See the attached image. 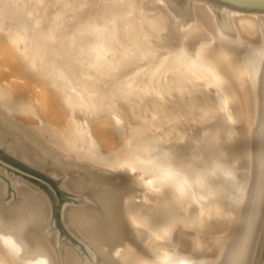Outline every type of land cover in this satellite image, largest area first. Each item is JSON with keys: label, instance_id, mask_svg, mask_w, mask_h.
I'll return each mask as SVG.
<instances>
[{"label": "rangeland", "instance_id": "obj_1", "mask_svg": "<svg viewBox=\"0 0 264 264\" xmlns=\"http://www.w3.org/2000/svg\"><path fill=\"white\" fill-rule=\"evenodd\" d=\"M16 1H18V2H16ZM64 1L63 0H47V1L46 0H13L12 2L21 3V4L27 2L26 3L27 6L25 5V7H27L26 12H27V10H28V13L30 12V10H31V12L33 11L32 14L29 13L30 15H33L32 16L33 18L30 17L29 15L26 16L25 12H23L22 14L25 13L23 18L25 17L24 19L26 20V22H28V21L30 22L31 20H29V19L31 18V19H33L32 22H34V23L31 22V25L34 24L35 28L41 27L40 29L39 28L34 29L35 30V33L33 32L34 37H36L35 34L36 33L38 34V32H41V30L43 32L46 31V33L44 35L47 36L46 38L48 41L45 40L46 38H44L43 32L38 34L39 36L37 34L36 35L38 38L42 37L44 39L35 38L36 42L34 41L35 47H40V50H41L40 52L43 51V57H44V54H46L48 52V50H49L48 53L51 54V55H49L48 53L46 54L48 58H52L54 56L56 57L59 55V54L54 55L56 52L57 53L58 52L61 53L62 51L64 52V49H66L68 47L69 51H67L68 53L66 52V54H69V52L71 51L70 54L71 55L73 54L74 57L70 56L68 58L63 59V55L59 56L61 58L58 59L59 61L56 60V64H57V65L55 64L56 68L60 69V67H61L62 72H64L66 75H69L70 78H73L72 80L74 81V83L72 82V84H75L76 87H80L78 84L80 82L79 80H81V81L85 80L84 78H86V79L88 78L89 80L87 79V81H89V83H92V84L96 83L97 84V86L95 88H93L96 92L94 95L95 99L97 101L101 102V104H99L100 106H98L95 109L97 111L87 110L85 108V106L75 107L76 109H74L72 111V114L75 117V121L77 120L76 121L77 124H79L80 126L85 125V126H88L89 128H91V131H92V134L94 137L93 140L96 142L97 147H95L94 151L92 149L91 150L89 149L88 151L85 152L87 145H86V141H84V139L83 140H82V138L63 139L62 133L67 128H64V126L62 127L61 126L62 124L58 125L57 123H53V120H51L49 117H44L43 112L41 110L32 109L30 104L35 103L34 102L35 98H34L33 94H31V93H33V91H31V90L29 91V89H27V88H25V90H23V91L22 90L17 91V90L12 89V86H10V85H13L19 79H17L16 76H14V75H12V76L7 75V72H5L6 74L3 73L0 76L1 77L0 81L1 80L3 81V82L1 81L2 83L0 82V89L1 88H3V89H9L10 88V91L12 92L10 97L13 95L12 97L14 98L13 100H15L16 109L12 108L9 111H8V109L7 110H5L3 108H0V109L4 113L9 112L8 114L12 115V116L11 115L9 116L7 114V116H9V118L11 119V121L13 123L17 124L18 126L20 124H22L19 126V128H21L26 134L30 132L29 135L27 134L30 137V139L35 137L34 138L35 141L33 139L32 140L37 144L40 143L41 144L40 146H43L44 149L46 148L47 151H49L52 155H54L59 160V163H57L59 166L52 163V166L46 165V167H41V166L35 164L34 162H32V160H30L29 158L21 157V155H18L14 151H11V149L9 148L10 139H7L3 142H0V184H2V186L5 185V187L3 186V188H1L0 204L5 207L7 212L11 211L14 208L13 205L16 202H18V200H19V198H18L19 197V193H18L19 191L16 190L17 188L14 185V182L18 183L22 180V183L26 182L25 183L26 185L30 183L29 185L34 186L38 191L40 190V192H39L40 194L43 193V196H42L44 198L43 201H44V203L47 201L45 203V205H46V207L48 205L47 210L49 212V214L47 215L48 221H46L47 219H45V221H46L45 224L46 223L48 224V226H46V228L44 229L45 231L43 230L45 233L42 231L40 226H35V229H37L40 233L45 234L47 237L49 235L51 236V234H54V237H55L54 240L56 241V242L54 241V243H56L58 248L60 247L62 249L63 245L65 246L67 243L69 244V246H71L75 250L78 248L79 250L77 249L76 251L80 254L82 259L84 258V260L86 262H90L89 260H93V255H92L91 251H89L85 242H83L74 232H72V229L69 226L70 223L66 224L67 222L64 219V212H65V209L68 207H71V208L76 207V208L86 209L88 204L94 203L96 205L99 204L102 208H99L100 206H98L96 208L99 210H102L105 213V211L103 210L102 203L99 200H98L99 202L97 201L98 203L95 202L96 199H94V198H98V197L100 199L106 198L105 200L107 201V203H109L110 201L113 200L112 202H110L111 204L109 203L111 208L114 206L112 208L113 209L112 212L114 214L116 212L119 213L118 215L115 214L116 215L115 219L118 218L119 221L125 220L124 222L126 223V229L130 227L129 228L130 231L134 228L133 229L134 231H131V233L134 232L133 234H135V235L131 234V236H130V238H133L134 242H135L134 236H136V234L138 233L137 236L135 237V239H137V241L139 240L141 245L138 244V246H137L138 249L136 250V246H134V245H136L139 242L133 243V246L135 248L133 250L137 251V253H135V251L132 250L136 259H134V258L130 259L131 261H128L129 263H126V261H125L124 262L125 264H138L139 262L142 263L143 261H144L143 263H147V264H175L176 261L178 260L176 258H181L182 256H186V255L191 256L192 252H193L192 256H195L194 252H196V251L198 252V254L196 252L195 258L197 257V255L198 256L202 255L204 252L205 255L206 254L208 255L206 257H205V255H202L206 258L205 261H207V262H205V263H207V264L208 263L209 264L217 263L220 259V258H218V252L220 250V245L222 243L225 244L227 239L233 234L232 231L234 229L235 219H234V217H231L232 218L231 219L229 217V214H227L228 210H229L228 207H230L227 202L232 201V199L229 200L228 197L233 193V191L231 190V193H229L230 189H228V191L224 190L225 192H223V194L221 193L222 196L219 195V197L222 201H220V202L216 201L217 204L216 203L211 204L212 202H210V201H213L215 197H218V195H214V197H212L213 200H210V201L208 200L210 203H208V202L206 203V201H204L201 197H200L201 198L200 199V198H198L199 196L197 197V195H195L193 188L190 187L189 185H187V182H185V180L183 178V172L182 171L177 172L178 171L177 168H179L180 166L190 167L192 165V167H191L192 170L190 172L193 173L192 175H194V177H195V176H198L201 172H204L205 170L207 172L209 170V168L211 166H213V164H215V166H216V163H218V161H219L217 158L221 159V157L223 156V155L221 156L222 153H219L220 152L219 150L222 149V147H223L221 145V142H223L224 139H227L226 133H221V131H219V130L221 128L223 129V127H224V130L227 127L232 129L233 124H235L237 121L240 124L242 122H244L241 125L244 127V129L241 128V126H240L239 129L237 130L238 133L236 132V135L237 136L240 135L241 139L240 138L237 139V136L234 133L232 135H229V136H231V138H229V136H228L229 140H231L234 136L236 137V140H231V142H229V140L227 141V142H229V146H230V144H232V146H230L231 147L230 149L228 148L230 150L229 152L226 150V154L224 156L229 155L230 153H232V151H233V153L236 152L238 150L237 145L239 147L241 145L242 146L241 148H244V145L246 143L244 144L243 143L244 140H242V139H244L246 134H248L250 132L248 122H249V120L250 121L255 120L257 118L258 112L256 110L254 113L251 112L252 111L251 104L249 103L247 106V104H246L247 102H245V100H244L245 95L243 94L241 86L239 87L238 85L233 83L231 77L233 75L236 76V74L237 75L244 74L243 63H244V58H245L246 54L244 55V53L240 52L239 47L241 48V45L243 43H244V45H245V43L247 46L249 45L248 47H253V45H254L253 42L254 43L256 42V40L253 38H255L256 35H258L257 32H255V31H257L255 23H254L255 26L254 25L252 26V30H251V26L250 27H244L243 26V28H244V30H243L242 26L240 27V25H243L242 24L243 22H241V21L245 20L244 17H246V18L251 17V19H252V16H253V19H255V20L257 19L258 23H260L262 20L260 18V16L262 17V14L264 15V12L263 11H255V10L248 11V10L234 8V7L232 8V7H230L224 3H218V2H215L212 0H197V1L196 0H192V1L188 0L187 3L185 2V4H183V1H186V0H179V3L180 2L182 3V4L180 3L181 4L180 7H179V3L178 4L176 3V2H178V0H176V2H174L173 0H170L169 1L170 5H168L169 4L168 2H166V1L162 2L161 0H132V1L121 0L122 2L120 0H111V1L110 0H107V1L106 0H100V1L92 0V2H91V0H80V1L79 0H70V1L66 0L65 2ZM108 1H110V2H108ZM125 1H126V3H125ZM127 1H129L131 5L133 4L132 5L133 7ZM133 1H135V2H133ZM172 1L175 4L171 3ZM116 2H118V3H116ZM191 2H192V4H191ZM1 4H3V2ZM29 4H31L32 6L28 7ZM45 4L46 5L50 4V5L49 6L47 5V7H46ZM112 4H114L115 6L113 5L114 6L113 7ZM118 4H120V6ZM122 4H123V6H122ZM124 4H127V5L125 6ZM128 4L130 6H128ZM187 4H189L190 6L189 5L187 6ZM43 5H44V7H46V8H42V10H44V11H42L40 8L41 6L43 7ZM117 5H118V7H117ZM37 6L38 7L40 6V7L38 8ZM107 6H109V7L107 8ZM170 6H171V9H170ZM80 7H82V8H80ZM111 7L115 8L116 11L120 10V12H122V10L125 9L123 12L128 11V14H130V13L131 14L126 15V13L124 14L122 12L124 14L123 15L122 13H119V12L116 13V11H114L115 9H113ZM120 7H121V9H122V7H124V8L121 10ZM126 7H127V9H126ZM129 7H130V9H129ZM145 7H147V8H145ZM188 7L192 9L191 12L188 11V10H190V9H188ZM214 7H216V8H214ZM29 8H32V9H29ZM172 8H174V9H172ZM220 8L222 10H220ZM34 9H36V10H34ZM37 9L38 10L40 9V11L37 12ZM224 9H225V11H223ZM47 10H48L50 15L48 14ZM129 10H130V13H129ZM175 10L176 11L178 10V11L175 12ZM226 10L228 12V17H227V14H225V13H227ZM229 10L232 14L229 12ZM23 11H25V9ZM179 11L181 14L179 13ZM218 11H220V13L221 12L224 13L225 16H224L223 20L225 19V21L228 23L226 26H227V28L230 27V30L226 28L224 21H223V23H224L223 27H225L227 30L222 29L223 27L220 28V26H222V23L220 21L222 20L221 18L223 16V14L218 13ZM81 12H83V13L81 14ZM84 12H86V13L84 14ZM189 12H190V16L188 15ZM234 12H236V13H234ZM33 13L35 14V16ZM38 13L40 14V17H41V18L39 17L40 19L38 18V16H39ZM51 13H53V14H51ZM60 13H61V16H60ZM77 13H79V14H77ZM142 13H143V15H142ZM175 13L176 14L179 13L180 15L178 16V14L176 15ZM229 13H230V15H229ZM41 14H43V16L45 18L43 16H41ZM98 14L100 15V17ZM113 14H114V17L116 18V19H114L115 23L119 24V25L116 24L118 26V28H117L118 30L115 29V32L119 33V35L122 36V37L119 36L118 39H120L119 41L122 42L123 44H119V45L116 44L114 39H113V42H115L116 46H119V51H121L122 55H124L123 52L126 53V51L129 52L130 55H129V53H128V55L126 53V55H124L125 57L122 56V59H120L121 61H119L117 63H116V61H114L116 59L111 58L110 59L111 61H107V59H106V61H104V63L102 62L101 64L97 65V63L95 64V62H96L95 59H93L94 55L91 52V48H89V44L91 43L90 41L93 40V36L96 38H97V36H100V37L102 36L103 38H104L103 35L106 36V32L101 31V30H100L101 32L98 31L99 29H101V26H99L98 24H100V22H101V23L107 25L105 18L107 16L111 17ZM160 14H162V15H160ZM82 15L83 16L86 15L87 17L83 18ZM93 15H95V16H93ZM256 15H258L259 17ZM92 16H93V19H92ZM188 16H189V19H191V21L192 20L194 21L197 19L196 22L194 21L195 25L197 24V26H195L193 22H191L187 19ZM193 16H195V17H193ZM229 16H231V17H229ZM35 17H37V18H35ZM127 17H128V19H127ZM140 17H141V19H140ZM145 17H146V20L144 19ZM147 17H149L150 19ZM216 17H218V18H216ZM42 18H43V22L41 21ZM80 18L81 19L83 18L82 19L83 22H80ZM182 18L184 19V21L187 20L185 22V24L183 23L184 21ZM226 18L227 19L229 18L231 21L227 20ZM37 19H38V21L36 22ZM64 19L66 22L68 21V19H69V21L66 23L64 21ZM148 19L150 21L147 22ZM152 19H154V20H152ZM198 19H199V21H198ZM60 20H61V22H60ZM75 20L76 21L78 20V21L75 23L74 22ZM84 20H86V22ZM88 20H89V22L91 20V24L92 23L94 24L92 26H95L97 24L96 27H93V29H97V30L91 29L89 31V33L85 32V31H88L90 29L89 28L88 30L84 31L85 33L82 34L83 37H81L80 36L81 34H79L78 33L79 31H77V30H78V28H81V26L91 25L87 22ZM100 20H102V21H100ZM126 20H128V21H126ZM46 21H48V22H46ZM124 21L127 22L128 24L125 23ZM232 21H233V23H232ZM123 22L125 23V25ZM169 22H171V23L169 24ZM198 22H200V23H198ZM211 22H212V24H210ZM11 23H15V22L11 21ZM35 23L37 24V26ZM50 23H53L54 26L57 24L56 26L58 28L56 26L54 27L53 24H50ZM126 24H127V26H126ZM144 24H147V26ZM159 24H161V25H159ZM162 24H164V25H162ZM182 24H184V25H182ZM58 25H60V27H61V25H63V27H61V29H59L60 27ZM100 25H102V24H100ZM128 25H130V26H128ZM139 25H140V28L142 26L141 29L139 28ZM49 26H51V27L53 26L52 29ZM97 26L100 28H98ZM188 26H190V27L193 26L195 28L193 29V27H192L191 31H190V29H189L190 27H188ZM137 27L139 29H137ZM183 27H185V28L188 27V28H186V30H183V29H185ZM216 27L220 28V29H217ZM134 28H135V30H134ZM175 28H177V29H175ZM240 28H241V30H240ZM253 28H254V30H253ZM144 29H145V31H144ZM221 29L224 31L226 30V32L230 31V33L233 30V32L231 34H229V33L227 34V33H224V31L222 32ZM235 29H237L236 30L237 32L235 31L236 34L234 33ZM37 30H39V31H37ZM52 30H55L54 34H52L53 33ZM72 30H74V31H72ZM129 30H134V31H130L132 33H129ZM138 30H139L140 34L142 32L143 33L145 32L144 34L145 35L147 34L150 37L145 36L143 33L141 35L142 37H138V35H139V33H137ZM156 30L157 31L159 30V32H157ZM219 30H221L220 32H222V34L219 33ZM57 31L58 32L61 31V32L58 33ZM75 31H77V32L72 34ZM183 31H185V32L183 33ZM187 31H188V33H187ZM126 32L128 34H130V35L132 34V35L131 36L127 35ZM133 32L134 33L136 32V33L134 34ZM248 32H249V34H248ZM241 33H242V35H241ZM46 34H50V35H46ZM179 34H181V35H179ZM193 34H194V36H192ZM225 34H227V35H225ZM233 34H235V35L238 34L239 36H243L244 40L241 38L239 39L240 41L243 40L242 43L237 42L241 45L235 43V45L236 46L238 45L239 47H236L233 44L234 48H232L233 45L231 43H232L233 39L235 37H239L238 35L234 36ZM51 35L54 36V39H53V36H51ZM57 35L58 36L60 35V36L58 37ZM72 35L74 37L80 36L79 37L80 39L76 38L77 40L79 39V41L76 42V45H77V43L80 42L79 46L80 47L84 46L83 48L81 47L82 50H84V53H85V51H86V53L88 52V55L86 53H85V55L82 53L83 55H81V56H83L84 58L81 56H79V58H78L75 54L76 50L79 46L75 47L76 46L75 45L74 47L76 48V50L73 51L74 48L72 49L71 44L68 43L69 38H74ZM152 35H154V36H152ZM183 35L187 36L188 38L183 37ZM200 35H203V37ZM232 35L234 36V38ZM248 35H249V37H248ZM68 36H71V37H68ZM144 36H145V38H143ZM217 36H219V37H217ZM224 36H225V38H224ZM231 36H232V39L230 40ZM49 37H51V39H48ZM57 37H58L59 41L57 40ZM171 37H173V38H171ZM201 37H202V39H201ZM210 37H211V39H210ZM226 37H228V38H226ZM245 37L247 38L248 41H246ZM180 38H182V39H180ZM197 38H199V39L197 40ZM220 38L223 39L222 42H221ZM41 39H42V41H41ZM55 39L57 41H55ZM81 39H86V40L88 39L86 42L88 43V41H89L90 43H88L87 45H86V43H84L86 45L85 46L83 43H81V42H84V41H80ZM157 39H159V41ZM37 40L41 41V42H39L40 46H37L38 45ZM50 40L53 42L55 41L57 43V45L54 43L56 46H52L54 44H51L53 42H51ZM43 41H44V43H43ZM201 41H202V43H201ZM227 41H228V43H227ZM46 42H49V44H51L50 47H53V48L46 49L47 44H48ZM203 42H204V44H203ZM95 43L98 45L97 42H95ZM58 44H61V45H58ZM96 44L91 43V45H96ZM173 44H175V45H173ZM187 44L189 45V47ZM41 45L45 46V47H41ZM66 45H67V47H66ZM123 45H124V49H122ZM57 46H61V49H59L60 47H57ZM98 46L100 47V43ZM178 46H180V47H178ZM227 46H228L229 51L227 49ZM62 47H63V49H62ZM80 47L78 48L79 52L82 51L80 49ZM85 47H88V48L85 49ZM185 47H186V49H184ZM57 49H58V51H57ZM87 49H89L90 52L87 51ZM122 50H124V51L122 52ZM45 51H47V52L44 53ZM52 51L54 54L52 53ZM199 51H200V53H199ZM237 51L239 53H237ZM149 52L151 55L149 54ZM241 53L243 54L244 57H242ZM86 55H87V57L85 58ZM231 55H233V56H231ZM64 56H66V55H64ZM90 56L92 57L93 60L91 59ZM238 56H239V58H238ZM43 57H42V59H43ZM178 57L181 61L178 59ZM197 57H199V58H197ZM87 58H89V59H87ZM182 59H184V60H182ZM183 61H184V63H183ZM179 62H182L180 64V66H179ZM93 63L96 66L92 65ZM109 63H111V64H109ZM235 63L238 64L237 67L235 66L236 65ZM18 66L21 68V70L23 72L25 70L26 79H30L32 81L34 80V82L38 81V82H42V83H44L45 81L48 82L50 79V78L43 79L42 75H45V77L46 76H48V77L52 76L53 71L56 69L53 66L52 67L55 69H52V68H50L51 67L50 66V67H44L45 68V69L43 68L44 71H42V69H41V71L40 70H31L30 71V69H28V68L26 69L25 66L23 67V65H21V64H19ZM228 67H229L230 72L228 71ZM175 68H177V69L175 70ZM48 69H50V70H48ZM233 69H234V71H233ZM28 71H30V72H28ZM55 71H58V70L56 69ZM89 71L90 72L93 71V72L90 73ZM44 72H46V74H44ZM49 72L51 73V75ZM230 73H231V75H230ZM82 74H83V76H82ZM95 74H96L97 79L94 78ZM97 74H98V77H97ZM36 75H37V77H36ZM93 75H94V77L92 78ZM180 76H182V77H180ZM62 77L64 78V76H62ZM62 77L58 76L60 82L57 81V83H60V85L65 84V83H62V81H63ZM78 77H81V79H79ZM37 78H38V80H37ZM90 80H92V82H90ZM180 81H181V83H180ZM184 85H185V87H184ZM120 88L123 90H121ZM69 89H70V86L67 83L64 90L66 92H68ZM182 90H184V92H182ZM114 92H115V94H114ZM86 93H87L86 91H85V93L80 92L79 97H82V95L85 96ZM29 94H30V96H29ZM103 95L105 97H103ZM106 96H108V99ZM17 97H19V98H17ZM24 97H25V99H24ZM101 97H103V98H101ZM110 97H112L113 99H111ZM21 98H22V100H21ZM115 98H117V99H115ZM103 99H105L106 101ZM126 99H128L129 106H127V101H125ZM0 100L2 101L1 96H0ZM1 101H0V103H2ZM112 104H113V107L111 106ZM130 104H132L134 106L133 107L134 109L132 108V105L130 106ZM118 105H119V107L116 109V106H118ZM123 105H125V106H123ZM106 107H107V109H106ZM120 107H121V109H120ZM124 107H125V109H123ZM219 107H220V110H219ZM26 108H27V110H26ZM112 108H113L114 112H113V110H110V111L108 110V109H112ZM98 109L100 112L98 111ZM101 109H103V110H101ZM125 110L127 113L125 112ZM215 110L216 111L218 110L217 111L218 113L215 112ZM29 111H31V112L33 111L32 115H31V112H29ZM77 111H78V113H77ZM236 111H237V113H236ZM18 112L23 113V114L25 112L26 113L23 116L22 114H19ZM106 112H107V114H106ZM115 112H117V114ZM214 112L217 116L214 115ZM94 113H97V115ZM38 114L40 116H38ZM229 114H230V116H229ZM234 114L237 115L236 116L237 118L235 117ZM17 115H18V117H17ZM122 115H123V118H122ZM255 115H256V117H255ZM14 116H15V118H13ZM126 116L128 118H125ZM127 119H129V121ZM29 120H31V121H29ZM47 120H49V122H47ZM202 121H204L206 123H204ZM102 122H105V123H107V125H109L108 126L109 130L112 133L111 139H107V138L102 139L100 137L101 135L97 131L96 126H97V124L99 125ZM39 123H42V126ZM210 123L212 126L210 125ZM230 123L231 124L233 123V124L231 125ZM43 124H46L48 126L45 127V125H44V127H43ZM53 125L54 126L56 125L55 128ZM213 125H214V127H213ZM42 127H43V130H42ZM95 127H96V129H95ZM212 127H213V129H212ZM148 128H150V129H148ZM24 129H26V130H24ZM167 129H168V131H167ZM194 129L195 130L197 129L196 130L197 132ZM242 129L245 131L244 133H243ZM246 129H248V131H246ZM47 130L50 133H48ZM212 131L214 132V134H212L213 133ZM218 131H219V133H218ZM52 132H54V133H52ZM178 132H179V134H178ZM184 132H187V133H184ZM188 132H190V133H188ZM215 133H217V135H215ZM220 133L222 134L223 140L219 139V137H221V136H219ZM242 133L245 136H243ZM53 134H55V135H53ZM201 134L203 136H201ZM205 134H206V136H205ZM223 134L226 135V137ZM183 135H185V136H183ZM204 136H205V139L202 140L203 139L202 137H204ZM210 136H212L211 140L214 142V144L212 141H210V138H209ZM38 137H39V139H37ZM167 137H169V138H167ZM173 137L176 140L177 139L178 140L177 141L174 140ZM179 137H181V138H179ZM198 137H199V139H198ZM215 137H216V141L213 140V138L215 139ZM40 138H41V140H40ZM217 138L219 140H221V142ZM163 139H164V141H163ZM67 140H69V141H67ZM106 140H108V141H106ZM171 140H172V142H171ZM198 140H202V142L200 143V141H198ZM237 140H238V142L241 143L240 145L237 142ZM38 141H41V142H38ZM94 141H92V142H94ZM169 141H170V143H169ZM232 141L233 142L236 141L237 143L236 142L233 143ZM165 142H167V144ZM235 143L237 144L236 146H235ZM242 143L244 145H242ZM174 144H175V146H173ZM203 144H207V145H203ZM199 145L202 146L201 150L203 148H204V150H202V151L199 150V152H197V154H196L194 151L198 150ZM217 145H221V146H217ZM92 147H94V146H92ZM188 147H189V149H188ZM232 147H234V149L236 151ZM106 148H107V150H106ZM217 148H220V149H217ZM199 149H200V147H199ZM108 150L110 151V153L108 152ZM180 150L185 151V153H183L181 151L183 153V155L180 154L179 153ZM213 150L214 151L218 150V153L217 152L214 153ZM53 151L55 152V154L53 153ZM90 151H93L94 154ZM153 151H155L156 154ZM160 151H161V153H160ZM188 151H189V153H188ZM203 151H205V152H203ZM206 151H207V153H206ZM211 151H212V153H211ZM239 151H240L239 152V154H240L242 151L241 150H239ZM89 152L92 154L88 155ZM117 152H119V153H117ZM170 152L172 155L170 154ZM190 152H192L193 155ZM150 153H152V155ZM173 153H174V155H173ZM175 153H177V154H175ZM187 153L189 154V156ZM213 153H214V155H213ZM227 153H229V154H227ZM233 153L230 154V157L234 156L233 158H231V162L234 161V159L236 160V158H238L237 159L238 162L234 161L236 164L239 163L240 160H244L241 157L243 155L244 151L241 153L242 155H239L237 153H236L237 155H233ZM158 154L159 155L161 154V158H164L162 160V163L159 161L157 162L154 159V156H156ZM166 154H169V155L165 156ZM185 154H187V155L184 156ZM195 154L196 155L201 154V156L200 155L196 156ZM219 154L221 157L219 156ZM163 155L165 157H162ZM170 155H171V157H169ZM190 155L193 156L194 159H192ZM204 155H206V157H204ZM209 155H210V157H209ZM97 156L99 157V159L95 158ZM212 156L213 157L215 156L214 157V158H216L215 161H214V158H212ZM224 156L222 158H224ZM235 156H236V158H235ZM239 156L241 159L239 158ZM244 156L245 155H243V158H244ZM187 157H189V159ZM197 157L202 158V159L200 160ZM178 158H180V159H178ZM185 158H187V159H185ZM210 158H212V159H210ZM227 158H229V156ZM150 159H151V161H150ZM195 159H197L198 162L197 161L193 162ZM168 160H170V161H168ZM184 160H186L185 161L186 163H184ZM191 160H193V161L191 162ZM210 160H211V162H209ZM212 160L214 162H212ZM226 160H228V159H226ZM115 161L117 162L118 165L116 164ZM118 161H119V163L121 161L122 162L119 164ZM187 161H189L190 164H187L188 163ZM195 163H196V165H195ZM126 164H127V166H126ZM132 164H133V167H131ZM135 164H136L137 168L134 167ZM174 164H175V166H174L175 170L172 169V166ZM201 164H202V167H203V165L205 166V169L201 168L202 171L199 169ZM140 165H142V168ZM110 168H112V170ZM193 168L195 169V171ZM81 170L83 171V174H82ZM183 171H184V169H183ZM89 172H91V173H89ZM84 173L85 174L87 173L86 175L91 174L92 178H91L90 182L92 185H90V183H89V184H86L88 186L81 187V188L80 187H74L73 185H71L72 180L73 181H75V180L79 181V180H82L85 177H87L86 175H84ZM112 173L113 174L117 173L118 175L114 176ZM119 173H121L120 176H119ZM94 174H96V175L94 176ZM102 174L103 175L105 174L106 175L105 177H107L108 175L109 176L112 175V176L110 178L107 177L109 180L106 179L107 180L106 181L105 179L102 180V178L104 177V176H102ZM98 175H100L102 177V178L99 177V180L101 182L99 184H98L99 180L97 181L98 177H96ZM69 176L70 177L75 176V177L72 179V177L69 178ZM77 177H79L80 179L79 178L77 179ZM94 177L96 178L95 180L93 179ZM150 177H153V178L151 179ZM66 178H67V181H66ZM118 178H119V180H118ZM69 180H71V181L69 182ZM94 181L95 182L97 181L96 183L98 185H100L101 187H99L97 184H95ZM111 182H113V183H111ZM132 182L134 184H135V182L136 183L138 182L140 184L137 183V185L135 184L136 185L135 186ZM93 185H95L96 188H95V186L92 187ZM109 185H110V187H109ZM113 185L115 186V188ZM106 186L108 188H106ZM179 186H180V188H179ZM103 187H104V189H103ZM183 188H184V191H183ZM3 189H4V191H3ZM106 190H107V192H105ZM187 190L189 191V193H186ZM110 191H113V192H110ZM226 191H227V193H226ZM111 193H112V195L114 193H116V194H114L115 196L114 195L111 196ZM120 193L123 194L124 196L120 195ZM225 193L228 197L225 195ZM223 195L226 196L227 198H224ZM88 196H90L89 199H88ZM121 196L123 197V198H121V200L122 199L124 200V198H125V201L122 200L123 202H121V200H119V198ZM107 198H112V199H110V201H109V199L107 200ZM114 198H117V203H121V204L117 205V203H114V201H116V199L114 200ZM227 199H228V201H227ZM10 200H14V201H10ZM171 200H172V202H171ZM225 201H227V202H225ZM128 203H130L131 205ZM226 203H227V205H225ZM69 204H71V205H69ZM214 204L217 206L219 205L218 206L219 208L217 206H215ZM116 205H117L118 211L115 210ZM89 206L90 205H88V207ZM222 207H227L225 209L226 210L228 209V210L225 211L224 208H222ZM120 210H123L125 212H121ZM122 213H123V215H122ZM125 214L127 217L124 216ZM224 214H226L228 216L225 215V217H223ZM118 216L121 217V219ZM220 217H221V219H219ZM228 217L231 220L227 219ZM222 218H223V221H222ZM198 221H200V222H198ZM144 223H146V224H144ZM229 223L231 226V227L228 226V227H230L229 228L230 230L226 226L227 224L229 225ZM127 224L129 225V227ZM173 225H174V228H173ZM164 227H166V229L167 228L168 229L166 230V229H164ZM123 228H124L123 231L125 232L126 231L125 227H123ZM142 228L145 230H142ZM149 228H151L152 230L150 229V231H149ZM204 228H206V229H204ZM40 229H41V231H40ZM74 229H76V228H74ZM158 229L161 232H159ZM146 230H148V231H146ZM153 230H155V231L153 232ZM145 231H146L147 235H146ZM166 231H167V233H166ZM156 232H157V234H156ZM164 232H165V234H164ZM197 232H199V233H197ZM152 233H155L156 236H155V234H152ZM132 235H133V237H132ZM200 235H204L205 239H204V236L202 237ZM138 237H140V238L138 239ZM199 239H201V240L204 239V241L203 240L202 241L205 245L202 242H200L201 240H199ZM209 239H211L210 240L211 242H209ZM216 240H217V242H216ZM159 242L160 243L162 242L165 244V245H163V248H159L157 246L159 244ZM199 242L201 243V245L199 244ZM142 243H144V244H142ZM192 243L193 244L196 243V244L194 246H192L193 245ZM206 243L207 244L210 243L209 244L210 246L209 245L206 246ZM181 244H182V246H180ZM211 244H213V248L216 246L214 248L215 249L214 251L211 247L212 246ZM139 245H140V248H139ZM142 245L144 247H141ZM208 246L210 247V251L208 250L209 249ZM207 247H208V249H207ZM0 248H1L0 249L1 253H3V254L5 253L4 255L0 254V257L4 258V260H5V261H3L4 263H2V264H25V263L30 264V262H27V261L24 262V259H22L21 256L11 246H8V244L4 242L3 232L1 229H0ZM193 248H195V249L193 250ZM196 248L199 250H196ZM216 248H217V250H216ZM5 249H6V251H5ZM150 249H151V251H150ZM138 250H139V252H141L140 254H139ZM199 251H200V254H199ZM206 251L207 252L209 251V253H205ZM212 252H213L214 256H213ZM144 253H146L145 256H147V254L149 256V253H150V256L152 255V258L150 256H149L150 258L148 256L147 257L144 256V258H145L144 259L143 258ZM97 256H96V262L94 264H98L97 261H100L99 260L100 256L98 259H97ZM166 256H167V258H166ZM202 256L197 257V259L204 258ZM173 257L176 259V260L174 259L175 261L173 260ZM139 258L140 259L142 258V259L140 260ZM157 258L160 260H157ZM168 258H170V260ZM214 261H215V263H214Z\"/></svg>", "mask_w": 264, "mask_h": 264}, {"label": "bare ground", "instance_id": "obj_2", "mask_svg": "<svg viewBox=\"0 0 264 264\" xmlns=\"http://www.w3.org/2000/svg\"><path fill=\"white\" fill-rule=\"evenodd\" d=\"M13 0H0V76L3 74V73H5V72H7V75H10V76H12V75H14V76H16V78L17 79H19V80H17L13 85H10V86H12V89H14V90H17V91H19V90H25V88H27V89H29V91L31 90V91H33V93H31V94H33V96H34V98H35V103H31L30 105H31V108L32 109H35V110H41L42 112H43V115H44V117H49L51 120H53V123H57L58 125H60V124H62L61 126L63 127L64 126V128H67V129H65L64 130V132L62 133V137H63V139H68V138H71V139H77V138H82V140L84 139V141H86V145H87V147H86V150H85V152L86 151H88L89 149L91 150H93L94 151V149H95V147H97L96 145V142L93 140V134H92V131H91V128H89L88 126H85V125H83V126H80L79 124H77L76 123V121H75V117L73 116V114H72V111L74 110V109H76L75 107H80V106H85V108L87 109V110H95L98 106H100L99 104H101V102L100 101H97L96 99H95V97H94V95H95V90L93 89V88H95L96 86H97V84L95 83V84H92V83H89V81H87V79L86 78H84L85 80H79V79H81V77L83 76V74H82V76L81 77H78L79 79V86L80 87H76V85L75 84H72V82L74 83V81L72 80L73 78H70V76L69 75H66L64 72H62L61 71V67H60V69H58V68H56V60H58V59H60L61 57H59V56H61V55H63V59L64 58H68V57H70V56H73V54L71 55L70 54V52H69V54H66V52L67 51H69V49H68V47H67V45H66V49H64V52L62 51L61 53H57L55 50V54L53 53V51H52V53L54 54V55H56V54H59L58 56H54V57H52V58H48L47 57V53L49 52V50H48V52L47 51H45L44 53H46V54H44V57H43V51L42 52H40L41 50H40V47H35V45H34V41H35V38H37V39H40V38H42V37H40V38H38L37 37V35L38 34H40L41 32H43L42 30H41V32H38V34L36 35L35 34V36L36 37H34V33H35V30L34 29H37V28H39V27H37V28H35V26H34V24H32L31 25V22L33 21V19H31L30 17H32L33 15H30L29 13H31L32 14V12H31V10H30V12L28 13V10H27V12H26V8L27 7H25V5H26V3H23V4H21V3H16V2H18V1H16V2H12ZM47 1V0H46ZM64 1V0H63ZM66 1V0H65ZM64 1V2H65ZM68 1H70V0H68ZM80 1V0H79ZM97 1V0H96ZM95 1V2H96ZM98 1H100V0H98ZM107 1V0H106ZM111 1V0H110ZM110 1H108V2H110ZM121 1V0H120ZM130 1H132V0H130ZM162 2L163 1H166V2H168L169 3V1L170 0H161ZM174 2H176V0H173ZM173 1L171 2V3H173ZM187 1L188 0H186V1H183V4H185V2L187 3ZM192 1V0H191ZM197 1V0H196ZM3 2V4H1ZM33 2V1H32ZM52 2V1H51ZM59 2V1H58ZM91 2H92V0H91ZM115 2V1H114ZM122 2V1H121ZM124 2V1H123ZM129 4H130V2L129 1H127ZM133 2H135V1H133ZM138 2V1H137ZM165 2V3H166ZM43 3V2H42ZM46 3V2H45ZM99 3V2H98ZM104 3V2H103ZM116 3H118V2H116ZM120 3V2H119ZM125 3H126V1H125ZM132 3V2H131ZM144 3V2H143ZM177 4L179 3V0H178V2H176ZM181 3V2H180ZM179 3V7H180V5L182 4H180ZM55 4V3H54ZM63 4V3H62ZM101 4V3H100ZM108 4V3H107ZM115 4V3H114ZM114 4H112V6L114 5ZM121 4V3H120ZM120 4H118L119 6H120ZM128 4V6H130ZM135 4V3H134ZM138 4V3H137ZM136 4V5H137ZM173 4H175V3H173ZM172 4V5H173ZM176 4V5H177ZM191 4H192V2H191ZM46 5V4H45ZM48 5V4H47ZM47 5H46V7H47ZM50 5V4H49ZM48 5V6H49ZM98 5V4H97ZM106 5V4H105ZM110 5V4H109ZM118 5H117V7H118ZM125 6L127 5V4H124ZM133 5V4H132ZM131 5V6H132ZM147 5V4H146ZM168 5H170V3L168 4ZM189 4H187V6H188ZM27 6V5H26ZM30 6H32L31 4H29V6L28 7H30ZM61 6V5H60ZM111 6V5H110ZM115 6V5H114ZM113 6V7H114ZM122 6H123V4H122ZM145 6V5H144ZM148 6V5H147ZM175 6V5H174ZM178 6V5H177ZM176 6V7H177ZM190 6V5H189ZM38 7V6H37ZM40 7V6H39ZM38 7V8H39ZM46 7H44V5H43V7L41 6L40 8H41V10H42V8H46ZM106 7V6H105ZM109 6H107V8H108ZM113 7H111V8H113ZM116 7V8H117ZM133 7V6H132ZM135 7V6H134ZM192 7V6H191ZM25 9V11H23L24 9ZM50 8V7H49ZM48 8V9H49ZM60 8V7H59ZM80 8H82V7H80ZM89 8V7H88ZM124 7H122V9H123ZM145 8H147V7H145ZM175 8V7H174ZM174 8H172V9H174ZM214 8H216V7H214ZM223 8V7H222ZM29 9H32V8H29ZM79 9V8H78ZM87 9V8H86ZM85 9V10H86ZM113 9H115V8H113ZM112 9V10H113ZM120 9H121V7H120ZM121 9V10H122ZM126 9H127V7H126ZM129 9H130V7H129ZM132 9V8H131ZM150 9V8H149ZM169 9V8H168ZM170 9H171V6H170ZM176 9V8H175ZM188 9H190V10H188V11H190L191 12V8H189L188 7ZM194 9V8H193ZM34 10H36V9H34ZM63 10V9H62ZM125 10V9H124ZM124 10H122V12L124 11ZM142 10V9H141ZM144 10V9H143ZM146 10V9H145ZM151 10V9H150ZM179 10V9H178ZM177 10V11H178ZM217 10V9H216ZM219 10V9H218ZM220 10H222L221 8H220ZM38 11H40V9L38 10L37 9V12ZM42 11H44V10H42ZM51 11V10H50ZM83 11V10H82ZM98 11V10H97ZM107 11V10H106ZM114 11H116V9L114 10ZM176 10H175V12H177ZM223 11H225V9L223 10ZM23 12H25L26 13V16H30L29 18V20H31L30 22L28 21V22H26V20L23 18V16L25 15V13L24 14H22ZM35 12V11H34ZM46 12V11H45ZM47 12H48V10H47ZM46 12V13H47ZM78 12V11H77ZM113 12V11H112ZM117 12H119V13H122V12H120V10L119 11H116V13ZM144 12V11H143ZM149 12V11H148ZM151 12V11H150ZM174 12V11H173ZM190 12H189V16H190ZM226 12H227V10H226ZM229 12H230V10H229ZM28 13V14H27ZM40 13V12H39ZM38 13V18L40 17V14ZM56 13V12H55ZM83 12H81V14H82ZM86 12H84V14H85ZM95 13V12H94ZM114 13V12H113ZM124 14L126 13V15L128 14V11L127 12H123ZM122 13V14H123ZM129 13H130V10H129ZM179 13H180V11H179ZM179 13H177L178 14V16L181 14H179ZM193 13V12H192ZM191 13V14H192ZM218 13H220V11H218ZM231 13V12H230ZM230 13H229V15H230ZM234 13H236V12H234ZM34 14V13H33ZM48 14H49V12H48ZM51 14H53V13H51ZM77 14H79V13H77ZM102 14V13H101ZM107 14V13H106ZM112 14V13H111ZM115 14V13H114ZM114 14L111 16V17H109V16H107L105 19V21H106V23H107V25L106 24H103V23H101L100 22V24H102V25H100V24H98L99 26H101V29H99L98 31H104V32H106V36L105 35H103L104 36V38L101 36H97V38L96 37H94L93 35V40H91L90 42L92 43V44H96L95 42H97L98 43V45H99V43H100V47L96 44V45H91V43L88 41V43H90L89 44V48H91V52L93 53V59H95V64L97 63V65L98 64H101L102 62L104 63V61H106V59H107V61H111L110 59L111 58H114V59H116V60H114V61H116V63L117 62H119V61H121L120 59H122V56H124V55H126V53H127V55H128V53L129 52H127L126 51V53H124L123 51L124 50H122V52H123V54L124 55H122V53H121V51H119V46H116V44H123L122 42H120L119 40L120 39H118V37L120 36L119 35V33H116L115 32V29L116 30H118L117 28H118V26L117 25H119L118 23H115V21H114V19H116L115 17H114ZM123 14V15H124ZM131 14V13H130ZM130 14H128V15H130ZM133 14V13H132ZM138 14V13H137ZM176 14V13H175ZM176 14V15H177ZM220 14H223V16H222V20L220 21L221 23H222V26H220V28H222L223 26H224V23H225V26L228 24L226 21H225V19L223 20V18H224V13L223 12H221ZM225 14H227V17H228V12L227 13H225ZM232 14V13H231ZM50 15V14H49ZM99 15V14H98ZM121 15V14H120ZM142 15H143V13H142ZM160 15H162V14H160ZM194 15V14H193ZM197 15V14H196ZM34 16H35V14H34ZM41 16H43V14H41ZM57 16V15H56ZM60 16H61V13H60ZM76 16V15H75ZM83 16V15H82ZM89 16V15H88ZM93 16H95V15H93ZM93 16H92V19H93ZM116 16V15H115ZM122 16V15H121ZM149 16V15H148ZM189 16H188V20L189 21H191V19H189ZM217 16V15H216ZM242 16V15H241ZM256 16H258V15H256ZM44 17V16H43ZM79 17V16H78ZM84 17H87L86 15L85 16H83V18ZM98 17V16H97ZM99 17H100V15H99ZM123 17V16H122ZM137 17V16H136ZM139 17V16H138ZM193 17H195V16H193ZM229 17H231V16H229ZM240 17V16H239ZM259 17V16H258ZM28 18V17H27ZM33 18V17H32ZM35 18H37V17H35ZM34 18V19H35ZM41 18V17H40ZM39 18V19H40ZM45 18V17H44ZM60 18V17H59ZM67 18V17H66ZM82 18V19H83ZM90 18V17H89ZM103 18V17H102ZM125 18V17H124ZM123 18V19H124ZM147 18H149V17H147ZM191 18V17H190ZM216 18H218V17H216ZM245 18V20L243 21H241V22H243L242 24L243 25H240V27L242 26V29L244 30V28H243V26L244 27H250L251 26V30H252V26L254 25V23H255V25H256V30L257 31H255V32H257V34L258 35H256V37L255 38H253V39H255L256 40V42L254 43L253 42V47H248L247 45H246V43H245V45H244V43L241 45V44H239V43H237V42H241L242 43V41L244 40L243 39V36H239L238 34V36L239 37H235L234 38V36H237V35H235L236 33H235V31L237 30V29H235L234 30V33L235 34H233L232 36H233V41H232V45L234 44L235 45V43L236 44H239V45H241V48L237 45H235L236 47H239V51L240 52H242V53H244V55L246 54V56H245V58H244V63H243V66H244V74H240V75H237L236 74V76L235 75H233L232 77H231V79H232V81H233V83H235L236 85H238L239 87L241 86V88H242V91H243V94L245 95V98H244V100H245V102H247L246 104H247V106H248V104L250 103L251 104V107H252V113H254L255 112V110L258 112V115H257V118L255 119V120H249V129H250V132L248 133V134H246V136L243 134L245 131L243 130L244 129V127L243 126H241L242 125V123H244V122H242L241 124L240 123H238V121L235 123V124H233V127H232V129L231 128H228L227 126V128H225V130H224V127H223V129L221 128L219 131H221V133H226V135H227V139H224V141L223 142H221V140H223V138H222V134L220 133V135L219 136H221V137H219V139H221V140H219L218 138V140L221 142V145L223 146L222 147V149H220V148H217V149H220L219 151V153H222L221 154V156L223 155H225L226 154V150L229 152L230 150V146H232V144H230V146H229V142H231V140H236V137L234 136L231 140H229L228 139V136L229 135H232L233 133L236 135V132H237V130L239 129V127L241 126V128H243L242 130H243V136H245V138L244 139H242V140H244V144L242 143V145H244V148H241L242 146L240 145L241 143L240 142H238V140H237V142L239 143V145H240V147L236 144L237 142L236 141H234V142H236L235 143V146L237 145V147H238V152L234 149V147H232L236 152H234L233 153V151H232V153H233V155H237V154H239V150H241L242 152L244 151V153H243V155H245L244 156V158H243V155L240 153L239 155H242L241 157H242V159H244V160H240L241 158H240V156H239V160H240V162L239 163H235L234 161H237V159L238 158H236V156H235V158H236V160L234 159V161H232L231 162V158H233L232 156L230 157V154H232V153H227V154H229V155H227V156H224V158H222L221 156H220V154H219V156L221 157V159H219V158H217L218 160V163H216V166H215V164H213V166H211L210 168H209V170L206 172V170L204 171V172H201L198 176H195L194 177V175H192L193 173H191L190 171L192 170V165L190 166V167H183V166H180L179 168H177V172H180V171H182L183 172V178H184V180H185V182H187V185H189L190 187H192L193 188V191L195 192V195H197V197L198 198H202L204 201H206V203L208 202V203H210V202H212L211 204H213V203H216L217 204V202L216 201H222L221 199H220V197H219V195H221L222 196V194H223V192H225L224 190H227L228 191V189H230L229 191V193H231V190L233 191V193L228 197L227 195H226V193H227V191H226V193H225V195L228 197V199L229 200H231L232 199V201H229V202H227L228 201V199H227V201H225V202H227L228 204H229V206L230 207H228L229 208V210H228V213L227 214H229V217L231 218V217H234V219H235V223H234V229H233V234L227 239V241H226V243L224 244V243H222L221 245H220V250H219V252H218V258H220L219 259V261L217 262V263H215V261H214V263L215 264H263L264 263V15L262 14V17L260 16V18L262 19L261 20V22L260 23H258V21H257V19L255 20V19H253V16H252V19H251V17L250 18H246V17H244ZM72 19V18H71ZM82 19L80 18V22H83L82 21ZM91 19V18H90ZM91 19V20H92ZM95 19V18H94ZM104 19V18H103ZM127 19H128V17H127ZM140 19H141V17H140ZM145 20H146V17L144 18ZM150 19V18H149ZM147 20V22L148 21H150V20ZM183 19V18H182ZM227 19V18H226ZM28 20V19H27ZM50 20V19H49ZM52 20V19H51ZM87 20V19H86ZM86 20H84L85 22H86ZM91 20H90V22H89V20L87 21L89 24H91ZM138 20V19H137ZM143 20V19H142ZM152 20H154V19H152ZM160 20V19H159ZM179 20V19H178ZM197 20V19H196ZM196 20H194L195 22H196ZM218 20V19H217ZM227 20H230L229 18L227 19ZM239 20V19H238ZM11 21H14L15 23H11ZM38 21V19L36 20V22ZM42 22H43V18H42V20H41ZM45 21V20H44ZM64 21H65V19H64ZM68 21H69V19H68ZM67 21V22H68ZM72 21V20H71ZM78 21V20H77ZM76 20L74 21L75 23L77 22ZM100 21H102V20H100ZM126 21H128V20H126ZM132 21V20H131ZM183 21H184V19H183ZM187 21V20H186ZM186 21H184L183 23L185 24V22ZM194 21L192 20L191 22H193L194 23ZM198 21H199V19H198ZM212 21V20H211ZM219 21V20H218ZM217 21V22H218ZM223 21H224V23H223ZM231 21V20H230ZM46 22H48V21H46ZM59 22V21H58ZM60 22H61V20H60ZM66 22V21H65ZM64 22V23H65ZM66 22V23H67ZM98 22V21H97ZM125 22V21H124ZM123 22V23H124ZM144 22V21H143ZM142 22V23H143ZM146 22V23H147ZM154 22V21H153ZM152 22V23H153ZM32 23H34V22H32ZM39 23V22H38ZM110 23V24H109ZM125 23H127V22H125ZM125 23H124V25H125ZM156 23V22H155ZM171 22H169V24H170ZM189 23V22H188ZM198 23H200V22H198ZM232 23H233V21H232ZM257 23V24H256ZM36 24V23H35ZM48 24V23H47ZM50 24H53V23H50ZM60 24V23H59ZM74 24V23H73ZM81 24V23H80ZM79 24V25H80ZM117 24V25H116ZM128 24V23H127ZM127 24H126V26H127ZM151 24V23H150ZM165 24V23H164ZM164 24H162V25H164ZM184 24H182V25H184ZM210 24H212V22L210 23ZM220 24V23H219ZM218 24V25H219ZM230 24V23H229ZM259 24V25H258ZM40 25V24H39ZM38 25V26H39ZM57 25V24H56ZM55 25V26H56ZM82 25V24H81ZM85 25V24H84ZM92 25H94L93 23L91 24V25H85V26H81V28H78V30L77 31H79L78 33L79 34H81L80 36L81 37H83V35L82 34H84L85 32H88L89 33V31L92 29V30H97V29H93V27H96V25L95 26H92ZM144 25H146L147 26V24H144ZM158 25V24H157ZM159 25H161V24H159ZM167 25V24H166ZM187 25V24H186ZM190 25V24H189ZM192 25V24H191ZM194 25H195V23H194ZM201 25V24H200ZM232 25V24H231ZM254 25V26H255ZM36 26H37V24H36ZM53 26H54V24H53ZM52 26V27H53ZM54 26V27H55ZM59 27H60V25H58ZM65 26V25H64ZM71 26V25H70ZM128 26H130V25H128ZM195 26H197V24L195 25ZM49 27H51V26H49ZM52 27H51V29H52ZM57 27V26H56ZM61 27H63V25H61ZM61 27L59 28V29H61ZM67 27V26H66ZM72 27V26H71ZM74 27V26H73ZM76 27V26H75ZM79 27V26H78ZM92 27V28H91ZM98 27V26H97ZM121 27V26H120ZM154 27V26H153ZM159 27V26H158ZM175 27V26H174ZM178 27V26H177ZM188 27H190V26H188ZM188 27H186V28H188ZM193 26H191L189 29H190V31H191V28H192ZM213 27V26H212ZM235 27V26H234ZM41 28V27H40ZM39 28V29H40ZM58 28V27H57ZM90 28V29H89ZM98 28H100V27H98ZM124 28V27H123ZM128 28V27H127ZM139 28H140V25H139ZM138 27H137V29H139ZM141 28H142V26H141ZM140 28V29H141ZM169 28V27H168ZM183 28H185V27H183ZM186 28L185 29H183V30H186ZM195 27H193V29H194ZM217 28V27H216ZM220 28H217V29H220ZM226 28H227V26H226ZM225 27H223L222 29H226ZM236 28V27H235ZM255 28V27H254ZM254 28H253V30H254ZM48 29V28H47ZM54 29V28H53ZM66 29V28H65ZM70 29V28H69ZM68 29V30H69ZM89 29V30H88ZM146 29V28H145ZM145 29H144V31H145ZM149 29V28H148ZM157 29V28H156ZM175 29H177V28H175ZM197 29V28H196ZM221 29V30H222ZM227 29H229L230 30V27L229 28H227ZM226 29V30H227ZM239 29V28H238ZM50 30V29H49ZM85 30H88V31H85ZM134 30H135V28H134ZM134 30H129V33H132V32H130V31H134ZM174 30V29H173ZM221 30H219V33H221L222 34V32L224 31V30H222V32H220ZM226 30L224 31V33H229V34H231L232 32H233V30H232V32L230 33V31H228V32H226ZM240 30H241V28H240ZM242 30V31H243ZM37 31H39V30H37ZM36 31V32H37ZM48 31V30H47ZM54 31L55 30H52V34H54ZM72 31H74V30H72ZM77 31H75V32H73L72 34H74V33H76ZM85 31V32H84ZM100 31V32H101ZM126 31V30H125ZM143 31V30H142ZM141 31V32H142ZM157 31V30H156ZM163 31V30H162ZM195 31V30H194ZM201 31V30H200ZM34 32V33H33ZM58 32V31H57ZM61 31H59L58 33H60ZM63 32V31H62ZM65 32V31H64ZM97 32V31H96ZM95 32V33H96ZM103 32V33H104ZM119 32V31H118ZM150 32V31H149ZM157 32H159V30L157 31ZM185 31H183V33H184ZM237 32V31H236ZM251 32V31H250ZM254 32V31H253ZM254 32V33H255ZM46 33V31L45 32H43V36H44V38H46L47 36H45L44 34ZM56 33V32H55ZM66 33V32H65ZM98 33V32H97ZM134 33V32H133ZM136 33V32H135ZM134 33V34H135ZM137 33H139V30H138V32ZM143 33V32H142ZM142 33L140 34L139 33V35H138V37H142L141 35H142ZM145 33V32H144ZM143 33V34H144ZM161 33V32H160ZM182 33V32H181ZM187 33H188V31H187ZM240 33V32H239ZM70 34V33H69ZM105 34V33H104ZM122 34V33H121ZM126 34L127 35H130V34H128L127 32H126ZM151 34V33H150ZM176 34V33H175ZM178 34V33H177ZM227 34H225V35H227ZM248 34H249V32H248ZM46 35H50V34H46ZM71 35V34H70ZM89 35V34H88ZM99 35V34H98ZM132 35V34H131ZM130 35V36H131ZM145 35V34H144ZM161 35V34H160ZM174 35V34H173ZM179 35H181V34H179ZM178 35V36H179ZM185 35V34H184ZM183 35V37H187V36H184ZM241 35H242V33H241ZM254 35V34H253ZM39 36V35H38ZM51 36H53V35H51ZM58 36V35H57ZM60 36V35H59ZM58 36V37H59ZM73 36V35H72ZM76 36V35H75ZM79 36V37H80ZM87 36V35H86ZM136 36V35H135ZM145 36H149V35H145ZM145 36L143 37V38H145ZM152 36H154V35H152ZM162 36V35H161ZM168 36V35H167ZM175 36V35H174ZM191 36V35H190ZM192 36H194V34L192 35ZM200 36H202L203 37V35H200ZM232 36H231V38H230V40L232 39ZM56 37V36H55ZM58 37H57V40L59 41V39H58ZM67 37V36H66ZM65 37V38H66ZM68 37H71V36H68ZM74 37V36H73ZM79 37H74V38H69V40H68V43H70L71 44V47H72V49H73V51L74 50H76V48L75 47H77V46H79V43H77V45H76V42H78L79 41ZM90 37V36H89ZM113 37V38H112ZM120 37H122V36H120ZM133 37V36H132ZM150 37V36H149ZM170 37V36H169ZM202 37H201V39H202ZM217 37H219V36H217ZM229 37V36H228ZM228 37H226V38H228ZM248 37H249V35H248ZM44 38H42V39H44ZM62 38V37H61ZM76 38H79L78 40L76 39ZM128 38V37H127ZM147 38V37H146ZM171 38H173V37H171ZM188 38V37H187ZM222 38V37H221ZM220 38V39H221ZM224 38H225V36H224ZM243 39L242 41H240L239 39ZM42 39H41V41H42ZM48 39H51V37H49ZM53 39H54V36H53ZM113 39L115 40V42H116V44H115V42H113ZM139 39V38H138ZM180 39H182V38H180ZM185 39V38H184ZM199 38H197V40H198ZM209 39V38H208ZM210 39H211V37H210ZM219 39V40H220ZM245 39H246V41H248L247 40V38L245 37ZM250 39V38H249ZM45 40H47V38L45 39ZM56 39H55V41H57ZM62 40V39H61ZM65 40V39H64ZM67 40V39H66ZM88 40V39H87ZM86 39H81L80 41H84V42H81V43H86V45L88 44L86 41H87ZM158 41H159V39H157ZM166 40V39H165ZM190 40V39H189ZM222 40L223 39H221V42H222ZM38 41V40H37ZM41 41H38V45L37 46H40V44H39V42H41ZM48 41V40H47ZM51 41V40H50ZM53 42V41H51V42H53V43H51V44H56L57 45V43L56 42ZM138 41V40H137ZM178 41V40H177ZM191 41V40H190ZM189 41V42H190ZM193 41V40H192ZM229 41V40H228ZM228 41H227V43H228ZM252 41V40H251ZM36 42V41H35ZM65 42V41H64ZM67 42V41H66ZM43 43H44V41H43ZM46 43H48L47 44V47H46V49H48V48H53V47H50V45L51 44H49V42H46ZM196 43V42H195ZM194 43V44H195ZM201 43H202V41H201ZM52 45V46H56V45ZM104 44V45H103ZM106 44V45H105ZM168 44V43H167ZM171 44V43H170ZM176 44V43H175ZM175 44H173V45H175ZM203 44H204V42H203ZM249 44V43H248ZM45 45V44H44ZM58 45H61V44H58ZM76 45V46H75ZM85 45V44H84ZM85 45V46H86ZM183 45V44H182ZM188 45V44H187ZM191 45V44H190ZM199 45V44H198ZM230 45V44H229ZM231 45V46H232ZM234 45H233V47L232 48H234ZM251 45V44H250ZM46 46V45H45ZM45 46H42L41 45V47H45ZM75 46V47H74ZM245 46V47H244ZM57 47H60L59 49H61V46H57ZM56 47V48H57ZM64 47V46H63ZM63 47H62V49H63ZM80 47V46H79ZM78 47V48H79ZM82 48L84 47V46H81ZM80 47V49L82 50V48ZM123 48L122 49H124V45L122 46ZM126 47V46H125ZM178 47H180V46H178ZM182 47V46H181ZM188 47H189V45H188ZM192 47V46H191ZM225 47V46H224ZM77 48V50H76V56L79 58V56H81V55H85V53H86V51H85V53H84V50H80L81 52H79L78 49ZM86 48H88V47H85V49ZM226 48V47H225ZM184 49H186V47L184 48ZM227 49H228V46H227ZM238 49V48H237ZM43 50V49H42ZM121 50V49H120ZM126 50V49H125ZM167 50V49H166ZM214 50V49H213ZM226 50V49H225ZM231 50V49H230ZM57 51H58V49H57ZM87 51H89V49H87ZM177 51V50H176ZM186 51V50H185ZM190 51V50H189ZM228 51H229V49H228ZM233 51V50H232ZM90 52V51H89ZM179 52V51H178ZM68 53V52H67ZM81 53V54H80ZM83 53V54H82ZM187 53V52H186ZM199 53H200V51H199ZM204 53V52H203ZM202 53V54H203ZM227 53V52H226ZM236 53V52H235ZM237 53H239L238 51H237ZM241 53V54H242ZM49 55H51L50 53H48ZM87 55H88V52L86 53ZM149 54H150V52H149ZM185 54V53H184ZM205 54V53H204ZM225 54V53H224ZM64 55H66V56H64ZM87 55L85 56V58L87 57ZM91 55V54H90ZM129 55H130V53H129ZM147 55V54H146ZM145 55V56H146ZM151 55V54H150ZM176 55V54H175ZM46 56V57H45ZM92 56V55H91ZM90 56V57H91ZM179 56V55H178ZM231 56H233V55H231ZM42 57H43V59H42ZM74 57V56H73ZM81 57H83V56H81ZM125 57V56H124ZM177 57V56H176ZM188 57V56H187ZM203 57V56H202ZM208 57V56H207ZM242 57H244L243 56V54H242ZM84 58V57H83ZM167 58V57H166ZM197 58H199V57H197ZM232 58V57H231ZM238 58H239V56H238ZM87 59H89V58H87ZM91 59H92V57H91ZM92 59V60H93ZM178 59H179V57H178ZM62 60V59H61ZM70 60V59H69ZM68 60V61H69ZM180 60V59H179ZM182 60H184V59H182ZM232 60V59H231ZM241 60V59H240ZM59 61V60H58ZM81 61V60H80ZM91 61V60H90ZM176 61V60H175ZM181 61V60H180ZM190 61V60H189ZM194 61V60H193ZM229 61V60H228ZM178 62V61H177ZM88 63V62H87ZM107 63V62H106ZM112 63V62H111ZM111 63H109V64H111ZM115 63V62H114ZM182 62H179V66H180V64H181ZM183 63H184V61H183ZM188 63V62H187ZM228 63V62H227ZM242 63V62H241ZM19 64H21V65H23V67L25 66V68L27 69H30V71L31 70H40L41 71V69H42V71H44V67H50V68H52V69H57L58 71H53V75L52 76H46L45 77V75H42L43 77V79H45V78H50L49 79V81L48 82H44V83H42V82H34V80L32 81V80H30V79H26V77H25V70H24V72L21 70V68L18 66ZM56 64V65H55ZM76 64V63H75ZM86 64V63H85ZM91 64V63H90ZM89 64V65H90ZM94 63L92 64V65H95ZM189 64V63H188ZM232 64V63H231ZM236 64V63H235ZM234 64V65H235ZM55 65V66H54ZM103 65V64H102ZM173 65V64H172ZM171 65V66H172ZM186 65V64H185ZM237 65L238 64H236L235 66L237 67ZM55 67V68H53V67ZM96 66V65H95ZM104 66V65H103ZM175 66V65H174ZM173 66V67H174ZM182 66V65H181ZM232 66V65H231ZM84 67V66H83ZM94 67V66H93ZM111 67V66H110ZM44 68V69H43ZM91 68V67H90ZM96 68V67H95ZM181 68V67H180ZM235 68V67H234ZM242 68V67H241ZM74 69V68H73ZM89 69V68H88ZM102 69V68H101ZM174 69V68H173ZM177 68H175V70H176ZM224 69V68H223ZM231 69V68H230ZM47 70V69H46ZM48 70H50V69H48ZM106 70V69H105ZM111 70V69H110ZM232 70V69H231ZM30 71H28V72H30ZM52 71V70H51ZM113 71V70H112ZM124 71V70H123ZM174 71V70H173ZM228 71L230 72V70H229V67H228ZM233 71H234V69H233ZM33 72V71H32ZM90 72V71H89ZM91 72H93V71H91ZM90 72V73H91ZM103 72V71H102ZM101 72V73H102ZM109 72V71H108ZM158 72V71H157ZM175 72V71H174ZM239 72V71H238ZM27 73V72H26ZM41 73V72H40ZM50 73V72H49ZM232 73V72H231ZM231 73H230V75H231ZM6 74V73H5ZM36 74V73H35ZM44 74H46V72H44ZM94 74V73H93ZM100 74V73H99ZM229 74V73H228ZM235 74V73H234ZM33 75V74H32ZM38 75V74H37ZM37 75H36V77H37ZM50 75H51V73H50ZM85 75V74H84ZM155 75V74H154ZM58 76H64V78L62 79L63 81H62V83H65L64 85H60V83H57V81L58 82H60L59 81V78H58ZM23 77V78H22ZM31 77V76H30ZM29 77V78H30ZM94 77V75L92 76V78ZM97 77H98V74H97ZM180 77H182V76H180ZM234 77V78H233ZM8 78V77H7ZM32 78V77H31ZM91 78V79H92ZM94 78H96V74H95V77ZM0 79H1V77H0ZM60 79V80H61ZM77 79V78H76ZM97 79V78H96ZM6 80V79H5ZM37 80H38V78H37ZM89 80V79H88ZM2 81V80H1ZM0 81V82H1ZM8 81V80H7ZM11 81V80H10ZM41 81V80H40ZM77 81V80H76ZM3 82V81H2ZM1 82V83H2ZM9 82V81H8ZM90 82H92V80H90ZM184 82V81H183ZM69 84V86H70V89H69V91L68 92H66L65 90H64V88L66 87V84ZM180 83H181V81H180ZM77 84V83H76ZM6 85V84H5ZM181 85V84H180ZM192 85V84H191ZM4 86V85H3ZM123 86V85H122ZM196 86V85H195ZM181 87V86H180ZM184 87H185V85H184ZM133 88V87H132ZM121 89V88H120ZM126 89V88H125ZM84 90V91H83ZM121 90H123V89H121ZM13 91V90H12ZM85 91L87 92L86 93V95L84 96V95H82V97H79V93L80 92H84L85 93ZM125 91V90H124ZM14 92V91H13ZM16 92V91H15ZM118 92V91H117ZM121 92V91H120ZM182 92H184V90H182ZM11 91H10V88L9 89H3V88H1L0 89V96L2 97V103H0V108H3V109H5V110H7L8 109V111L10 110V109H16V106H15V100H13L14 98L11 96L10 97V95H11ZM119 93V92H118ZM189 93V92H188ZM114 94H115V92H114ZM242 94V93H241ZM22 95V94H21ZM20 95V96H21ZM202 95V94H201ZM238 95V94H237ZM243 95V96H244ZM16 96V95H15ZM18 96V95H17ZM29 96H30V94H29ZM100 96V95H99ZM119 96V95H118ZM231 96V95H230ZM103 97H105L104 95H103ZM103 97H101V98H103ZM107 97V99H108V96H106ZM17 98H19V97H17ZM99 98V97H98ZM111 99H113L112 97H110ZM241 98V97H240ZM24 99H25V97H24ZM115 99H117V98H115ZM18 100V99H17ZM21 100H22V98H21ZM34 100V99H33ZM100 100V99H99ZM102 100V99H101ZM103 100H105V99H103ZM106 101V100H105ZM122 101V100H121ZM125 101H127V106H129V104H128V99H126ZM22 102V101H21ZM124 102V101H123ZM199 102V101H198ZM118 103V102H117ZM222 103V102H221ZM119 104V103H118ZM238 104V103H237ZM25 105V104H24ZM132 104H130V106H131ZM215 105V104H214ZM239 105V104H238ZM102 106V105H101ZM105 106V105H104ZM109 106V105H108ZM112 107H113V104L111 105ZM115 106V105H114ZM123 106H125V105H123ZM235 106V105H234ZM119 107V105L118 106H116V109ZM134 106L132 105V108H133ZM151 107V106H150ZM200 107V106H199ZM104 108V107H103ZM131 108V107H130ZM156 108V107H155ZM205 108V107H204ZM233 108V107H232ZM244 108V107H243ZM106 109H107V107H106ZM120 109H121V107H120ZM123 109H125V107L123 108ZM128 109V108H127ZM134 109V108H133ZM158 109V108H157ZM160 109V108H159ZM4 110V111H5ZM26 110H27V108H26ZM29 110V109H28ZM101 110H103V109H101ZM109 111L110 110H113V108L112 109H108ZM219 110H220V107H219ZM231 110V109H230ZM0 142H3V141H5V140H7V139H10V143H9V148L11 149V151H14L16 154H18V155H21V157H24V158H29L30 160H32V162H34L35 164H37V165H39V166H41V167H46V165L47 166H52V163H54V164H56L57 166H59L57 163H59V160L54 156V155H52L49 151H47V149L45 150L44 148H43V146H40L41 144L40 143H35L34 141V138L35 137H33V138H31L30 139V137L28 136L29 135V133H25L21 128H19V126L20 125H22V124H20L19 126L17 125V124H15V123H13L12 121H11V119L9 118V116L11 115H9L8 113L9 112H7V113H4V112H2V110L0 109ZM86 111V110H85ZM95 111H97V110H95ZM98 111H99V109H98ZM122 111V110H121ZM120 111V112H121ZM124 111V110H123ZM128 111V110H127ZM132 111V110H131ZM165 111V110H164ZM210 111V110H209ZM218 111V110H217ZM216 110H215V112H217ZM17 112V111H16ZM15 112V113H16ZM22 112V111H21ZM29 112H31V111H29ZM33 112V111H32ZM32 112H31V115H32ZM100 112V111H99ZM105 112V111H104ZM113 112H114V110H113ZM119 112V111H118ZM125 112H126V110H125ZM129 112V111H128ZM215 112H214V115H216L215 114ZM226 112V111H225ZM11 113V112H10ZM14 113V114H15ZM19 113V112H18ZM26 113V112H25ZM24 113V114H25ZM35 113V112H34ZM77 113H78V111H77ZM116 114H117V112H115ZM123 113V112H122ZM127 113V112H126ZM130 113V112H129ZM218 113V112H217ZM229 113V112H228ZM236 113H237V111H236ZM7 114L9 115V116H7ZM13 114V113H12ZM19 114H22L23 116H24V114L23 113H19ZM94 114H96L97 115V113H94ZM106 114H107V112H106ZM109 114V113H108ZM111 114V113H110ZM251 114V113H250ZM256 114V113H255ZM16 115V114H15ZM124 115V114H123ZM123 115H122V118H123ZM129 115V114H128ZM203 115V114H202ZM205 115V114H204ZM213 115V114H212ZM235 115V114H234ZM12 116V115H11ZM21 116V115H20ZM29 116V115H28ZM38 116H40L39 114H38ZM82 116V115H81ZM111 116V115H110ZM125 116V115H124ZM156 116V115H155ZM198 116V115H197ZM217 116V115H216ZM229 116H230V114H229ZM237 115H235V117H236ZM17 117H18V115H17ZM27 117V116H26ZM33 117V116H32ZM36 117V116H35ZM77 117V116H76ZM80 117V116H79ZM78 117V118H79ZM119 117V116H118ZM169 117V116H168ZM167 117V118H168ZM211 117V116H210ZM255 117H256V115H255ZM13 118H15V116L13 117ZM28 118V117H27ZM30 118V117H29ZM125 118H128L127 116L125 117ZM174 118V117H173ZM237 118V117H236ZM21 119V118H20ZM24 119V118H23ZM33 119V118H32ZM43 119V118H42ZM181 119V118H180ZM202 119V118H201ZM218 119V118H217ZM37 120V119H36ZM46 120V119H45ZM119 120V119H118ZM128 121H129V119H127ZM155 120V119H154ZM164 120V119H163ZM248 120V119H247ZM29 121H31V120H29ZM34 121V120H33ZM110 121V120H109ZM108 121V122H109ZM127 121V122H128ZM156 121V120H155ZM188 121V120H187ZM196 121V120H195ZM233 121V120H232ZM241 121V120H240ZM41 122V121H40ZM45 122V121H44ZM47 122H49V120H47ZM93 122V121H92ZM159 122V121H158ZM202 122H204V121H202ZM20 123V122H19ZM82 123V122H81ZM118 123V122H117ZM131 123V122H130ZM204 123H206V122H204ZM209 123V122H208ZM214 123V122H213ZM220 123V122H219ZM246 123V122H245ZM39 124H41V126H42V123H39ZM95 124V123H94ZM231 124V123H230ZM231 124V125H232ZM247 124V123H246ZM44 125H45V127L46 126H48V125H46V124H43V127H44ZM147 125V124H146ZM210 125H211V123H210ZM24 126V125H23ZM40 126V125H39ZM38 126V127H39ZM54 126V125H53ZM56 126V125H55ZM55 126H54V128H55ZM92 126V125H91ZM109 125H107V123H105V122H102V123H100L99 125L97 124V131L100 133V137L103 139V138H107V139H111L112 138V133H111V131L109 130V127H108ZM145 126V125H144ZM143 126V127H144ZM149 126V125H148ZM176 126V125H175ZM174 126V127H175ZM194 126V125H193ZM196 126V125H195ZM209 126V125H208ZM212 126V125H211ZM210 126V127H211ZM246 126V125H245ZM43 127H42V130H43ZM61 127V128H62ZM96 127H95V129H96ZM154 127V126H153ZM182 127V126H181ZM191 127V126H190ZM197 127V126H196ZM201 127V126H200ZM213 127H214V125H213ZM213 127H212V129H213ZM24 128V127H23ZM112 128V127H111ZM171 128V127H170ZM247 128V127H246ZM41 129V128H40ZM45 129V128H44ZM48 129V128H47ZM148 129H150V128H148ZM192 129V128H191ZM211 129V128H210ZM24 130H26V129H24ZM46 130V129H45ZM140 130V129H139ZM185 130V129H184ZM195 130V129H194ZM197 130V129H196ZM195 130V131H196ZM202 130V129H201ZM57 131V130H56ZM67 131V132H66ZM114 131V130H113ZM167 131H168V129H167ZM176 131V130H175ZM188 131V130H187ZM214 131V130H213ZM212 131V132H213ZM219 131H218V133H219ZM246 131H248V129H246ZM43 132V131H42ZM47 132H48V130H47ZM128 132V131H127ZM139 132V131H138ZM160 132V131H159ZM172 132V131H171ZM197 132V131H196ZM204 132V131H203ZM207 132V131H206ZM242 132V131H241ZM240 132V133H241ZM44 133V132H43ZM48 133H50V132H48ZM52 133H54V132H52ZM184 133H187V132H184ZM188 133H190V132H188ZM238 133V132H237ZM178 134H179V132H178ZM192 134V133H191ZM190 134V135H191ZM199 134V133H198ZM203 134V133H202ZM201 134V136H203ZM212 134H214V132L212 133ZM53 135H55V134H53ZM114 135V134H113ZM169 135V134H168ZM189 135V134H188ZM194 135V134H193ZM192 135V136H193ZM211 135V134H210ZM215 135H217V133H215ZM224 135V134H223ZM226 135H224L225 137H226ZM239 135V134H238ZM31 136V135H30ZM61 136V135H60ZM171 136V135H170ZM177 136V135H176ZM183 136H185V135H183ZM187 136V135H186ZM200 136V135H199ZM205 136H206V134H205ZM205 136L204 137H202L201 139L202 140H204L205 139ZM208 136V135H207ZM214 136V135H213ZM237 136V135H236ZM55 137V136H54ZM178 137V136H177ZM211 137L212 136H210L209 138H210V141H212L211 140ZM217 137V136H216ZM216 137H215V139L213 138V140H215L216 141ZM52 138V137H51ZM158 138V137H157ZM167 138H169V137H167ZM174 138V137H173ZM179 138H181V137H179ZM229 138H231V136H229ZM241 139V137H240V135L239 136H237V139ZM34 141H33V140ZM37 139H39V137L37 138ZM130 139V138H129ZM159 139V138H158ZM165 139V138H164ZM164 139H163V141H164ZM188 139V138H187ZM195 139V138H194ZM198 139H199V137H198ZM40 140H41V138H40ZM174 140H176L175 138H174ZM178 140V139H177ZM176 140V141H177ZM202 140H198V141H200V143L202 142ZM229 140V142H227ZM51 141V140H50ZM55 141V140H54ZM67 141H69V140H67ZM92 141H94V142H92ZM106 141H108V140H106ZM149 141V140H148ZM189 141V140H188ZM206 141V140H205ZM209 141V142H210ZM38 142H41V141H38ZM92 142V143H91ZM139 142V141H138ZM156 142V141H155ZM154 142V143H155ZM160 142V141H159ZM162 142V141H161ZM171 142H172V140H171ZM190 142V141H189ZM204 142V141H203ZM208 142V141H207ZM206 142V143H207ZM213 142V141H212ZM211 142V143H212ZM219 142V143H220ZM233 142V141H232ZM233 142V143H234ZM46 143V142H45ZM81 143V142H80ZM85 143V142H84ZM83 143V144H84ZM101 143V142H100ZM113 143V142H112ZM153 143V144H154ZM166 144H167V142H165ZM169 143H170V141H169ZM187 143V142H186ZM146 144V143H145ZM181 144V143H180ZM213 144H214V142H213ZM216 144V143H215ZM44 145V144H43ZM47 145V144H46ZM171 145V144H170ZM177 145V144H176ZM179 145V144H178ZM184 145V144H183ZM186 145V144H185ZM193 145V144H192ZM202 145V144H201ZM201 145H199V147H200V149H199V147H198V150L197 151H194L196 154H197V152H199V150H201ZM203 145H207V144H203ZM221 145H217V146H221ZM234 145V144H233ZM52 146V145H51ZM81 146V145H80ZM92 146H94V147H92ZM105 146V145H104ZM116 146V145H115ZM173 146H175V144L173 145ZM182 146V145H181ZM191 146V145H190ZM195 146V145H194ZM108 147V146H107ZM170 147V146H169ZM184 147V146H183ZM193 147V146H192ZM207 147V146H206ZM205 147V148H206ZM210 147V146H209ZM214 147V146H213ZM216 147V146H215ZM85 148V147H84ZM165 148V147H164ZM229 148V149H228ZM52 149V148H51ZM80 149V148H79ZM114 149V148H113ZM112 149V150H113ZM147 149V148H146ZM166 149V148H165ZM175 149V148H174ZM188 149H189V147H188ZM210 149V148H209ZM232 149V150H233ZM83 150V149H82ZM106 150H107V148H106ZM117 150V149H116ZM153 150V149H152ZM160 150V149H159ZM162 150V149H161ZM178 150V149H177ZM191 150V149H190ZM194 150V149H193ZM202 150H204V148L202 149ZM201 150V151H202ZM206 150V149H205ZM216 150V149H215ZM52 151V150H51ZM93 151H90V152H92L93 153ZM171 151V150H170ZM174 151V150H173ZM176 151V150H175ZM185 153V151H183V150H180V154H182L183 155V153ZM214 151V150H213ZM79 152V151H78ZM89 152V154L88 155H90V154H92V153H90ZM108 152L110 153V151L108 150ZM154 153H155V151H153ZM152 152V153H153ZM163 152V151H162ZM167 152V151H166ZM165 152V153H166ZM172 152V151H171ZM171 152H170V154H171ZM178 152V151H177ZM187 152V151H186ZM203 152H205V151H203ZM218 153V150L217 151H214V153ZM53 153L55 154V152L53 151ZM88 153V152H87ZM100 153V152H99ZM117 153H119V152H117ZM116 153V154H117ZM152 153H150L151 155H152ZM160 153H161V151H160ZM178 153V154H179ZM188 153H189V151H188ZM187 153V154H188ZM190 153H192V152H190ZM206 153H207V151H206ZM211 153H212V151H211ZM214 153H213V155H214ZM237 153V154H236ZM85 154V153H84ZM94 154V153H93ZM107 154V153H106ZM140 154V153H139ZM149 154V153H148ZM156 154V153H155ZM175 154H177V153H175ZM187 154H185L184 156H186ZM195 154V155H196ZM202 154V153H201ZM201 154H198V155H196V156H201ZM114 155V154H113ZM167 155H169V154H166L165 156H167ZM172 155V154H171ZM171 155L169 156V157H171ZM173 155H174V153H173ZM192 155H193V153H192ZM203 155V154H202ZM95 156V155H94ZM100 156V155H99ZM110 156V155H109ZM115 156V155H114ZM148 156V155H147ZM164 155L162 156V157H165ZM178 156V155H177ZM188 156H189V154H188ZM191 156V155H190ZM218 156V157H219ZM229 156V158H227ZM143 157V156H142ZM141 157V158H142ZM168 157V158H169ZM182 157V156H181ZM203 157V156H202ZM204 157H206V155H204ZM209 157H210V155H209ZM215 157V156H214ZM213 156H212V158H214ZM238 157V156H237ZM94 158V157H93ZM96 159H99V157L97 156V157H95ZM149 158V157H148ZM152 158V157H151ZM173 158V157H172ZM188 159H189V157H187ZM187 158H185V159H187ZM191 158L192 159H194L193 158V156H191ZM190 158V159H191ZM196 158V157H195ZM198 158V157H197ZM212 158H210V159H212ZM109 159V158H108ZM107 159V160H108ZM114 159V158H113ZM154 159L158 162H161L162 163V160L164 159V158H161V154L159 155H156V156H154ZM178 159H180V158H178ZM182 159V158H181ZM198 159H202V158H198ZM204 159V158H203ZM215 159L216 158H214V161H215ZM226 159H228V160H226ZM111 160V159H110ZM124 160V159H123ZM149 161V160H148ZM150 161H151V159H150ZM154 161V160H153ZM168 161H170V160H168ZM173 161V160H172ZM186 160H184V163H186L185 162ZM193 160H191V162H192ZM198 162V160L197 159H195L193 162ZM203 161V160H202ZM213 160H212V162H214ZM216 161V162H217ZM107 162V161H106ZM116 162V161H115ZM122 162V161H121ZM120 162V163H121ZM128 162V161H127ZM126 162V163H127ZM133 162V161H132ZM143 162V161H142ZM155 162V161H154ZM177 162V161H176ZM188 163L187 164H190L189 163V161H187ZM207 162V161H206ZM209 162H211V160L209 161ZM238 162V161H237ZM108 163V162H107ZM114 163V162H113ZM118 163H119V161H118ZM119 163V164H120ZM235 163V164H234ZM78 164V163H77ZM103 164V163H102ZM106 164V163H105ZM104 164V165H105ZM109 164V163H108ZM116 164H117V162H116ZM123 164V163H122ZM121 164V165H122ZM129 164V163H128ZM138 164V163H137ZM146 164V163H145ZM144 164V165H145ZM167 164V163H166ZM173 164V163H172ZM206 164V163H205ZM211 164V163H210ZM81 165V164H80ZM111 165V164H110ZM113 165V164H112ZM118 165V164H117ZM124 165V164H123ZM122 165V166H123ZM182 165V164H181ZM195 165H196V163H195ZM77 166V165H76ZM120 166V165H119ZM118 166V167H119ZM121 166V167H122ZM126 166H127V164H126ZM125 166V167H126ZM141 166V168H142V165H140ZM166 166V165H165ZM174 166H175V164L172 166V169L173 170H175L174 169ZM194 166V165H193ZM199 166V165H198ZM89 167V166H88ZM108 167V166H107ZM131 167H133V164H132V166ZM134 167H136L137 168V166H136V164H135V166ZM168 167V166H167ZM123 168V167H122ZM145 168V167H144ZM148 168V167H147ZM201 168H204L205 169V166L203 165V167H202V164H201V166H200V170H201ZM84 169V168H83ZM90 169V168H89ZM88 169V170H89ZM107 169V168H106ZM111 170H112V168H110ZM115 169V168H114ZM119 169V168H118ZM183 169H184V171H183ZM194 169V168H193ZM116 170V169H115ZM157 170V169H156ZM199 170V171H200ZM142 171V170H141ZM149 171V170H148ZM147 171V172H148ZM194 171H195V169H194ZM202 171V170H201ZM81 172H82V174H83V171L81 170ZM94 172V171H93ZM105 172V171H104ZM109 172V171H108ZM150 172V171H149ZM89 173H91V172H89ZM95 173V172H94ZM122 173V172H121ZM121 173H119V176L121 175ZM156 173V172H155ZM161 173V172H160ZM87 174V173H86ZM85 173H84V175H86ZM113 174V173H112ZM141 174V173H140ZM144 174V173H143ZM148 174V173H147ZM93 175V174H92ZM96 174H94V176H95ZM114 176L116 175H118L117 173L116 174H113ZM146 175V174H145ZM87 177H85L84 179H82V180H79V181H73L72 180V184L71 185H73L74 187H85V186H88V185H86V184H89L90 183V185H92L91 184V178H92V176H91V174L90 175H86ZM102 176H106L105 174L103 175L102 174ZM112 176V175H111ZM111 176H107V177H111ZM125 176V175H124ZM153 176V175H152ZM72 177V179L75 177V176H71ZM70 176H69V178H71ZM96 177H98L97 178V181L99 180V177H101L100 175H98V176H96ZM102 178V180L103 179H108L107 177H105V178ZM149 177V176H148ZM68 178V179H69ZM79 177H77V179H78ZM117 178V177H116ZM120 178V177H119ZM119 178H118V180H119ZM151 179L153 178V177H150ZM80 179V178H79ZM94 180L96 179L95 177L93 178ZM92 179V180H93ZM155 179V178H154ZM166 179V178H165ZM20 180V179H19ZM101 180V181H102ZM109 180V179H108ZM156 180V179H155ZM161 180V179H160ZM66 181H67V178H66ZM71 180H69V182H70ZM96 181V182H97ZM107 181V180H106ZM105 181V182H106ZM24 182V181H23ZM95 181H94V183L95 184H97ZM103 182V181H102ZM152 182V181H151ZM165 182V181H164ZM26 183V182H25ZM25 183H22V180L20 181V182H18V183H16V182H14V185L16 186V190H18L19 192V200H18V202H16L13 206H14V208L11 210V211H9V212H7V210L5 209V207L4 206H2L1 204H0V229L2 230V232H3V238H4V242L5 243H7L8 244V246H11L20 256H21V258L22 259H24V262L25 261H27V262H30V264H94L95 262H96V256H97V259L99 258V256H100V261H97L98 262V264H125L124 262L126 261V263H129L128 261H131L130 259H136L135 258V255H134V253H133V251H135V250H133V249H135L134 248V246H136V250L138 249L137 248V246H138V244H140V242H139V240L137 241V239H135V237L137 236V234H136V236H134V240H135V242L133 241V238H130V236H131V234H133L134 232H132L131 233V231H134L132 228V230L130 231V227H129V225H128V227L129 228H127L126 229V223L124 222V221H119V219L117 218V219H115L116 218V215L115 214H119V213H117L116 211V213L114 214L112 211H113V207L111 208V206H110V202H112V201H110V199H112V198H107V200L109 199V203H107V201L105 200L106 198H102V199H100L98 196V198H94V199H96V201L95 202H97L98 200L102 203V206H103V210L105 211V213L102 211V210H99V209H97L96 207H98V206H100L99 204H94V203H90V204H88V205H90L89 207H88V205H87V208L86 209H81V208H74V207H68V208H66L65 209V212H64V219H65V221L67 222H65L66 224H68V223H70L69 224V226L71 227V229H72V232H74L83 242H85V244L87 245V247H88V249H89V251H91V253H92V255H93V260H89L90 262H86L85 260H84V258L82 259V257L80 256V254L74 249V248H72L71 246H69V244L66 246H64L63 245V248L61 249L60 247L58 248L57 247V245H56V243H54V234H51V236L49 237H47L45 234H42V233H40L37 229H35V226H40L41 227V229H42V231L46 228V226H48V224L46 223L45 224V222L46 221H48V214H49V212H48V210H47V207H48V205H47V207H46V205H45V203L47 202H45L44 203V198L42 197L43 196V193H39L40 192V190L38 191L34 186H31V185H29V184H25ZM93 183V182H92ZM99 183H101L100 182V180H99V182H98V184ZM109 183V182H108ZM111 183H113V182H111ZM133 183V182H132ZM138 183V182H137ZM137 183L135 182V184L137 185ZM154 183V182H153ZM97 184V185H98ZM134 184V183H133ZM134 184V185H135ZM138 184H140V183H138ZM156 184V183H155ZM164 184V183H163ZM169 184V183H168ZM104 185V184H103ZM135 185V186H136ZM4 187H5V185H3ZM3 186H2V184H0V193H1V188H3ZM95 185H93L92 187H94ZM99 187H101L100 185H98ZM105 186V185H104ZM112 186V185H111ZM114 186V185H113ZM134 186V187H135ZM182 186V185H181ZM109 187H110V185H109ZM160 187V186H159ZM95 188H96V186H95ZM106 188H108L107 186H106ZM114 188H115V186H114ZM179 188H180V186H179ZM72 189V188H71ZM94 189V188H93ZM98 189V188H97ZM103 189H104V187H103ZM133 189V188H132ZM136 189V188H135ZM164 189V188H163ZM99 190V189H98ZM115 190V189H114ZM134 190V189H133ZM3 191H4V189H3ZM183 191H184V188H183ZM188 191V190H187ZM186 191V193H189V191L187 192ZM105 192H107V190L105 191ZM110 192H113V191H110ZM182 192V191H181ZM192 193V192H191ZM222 193V194H221ZM110 194V193H109ZM114 194H116V193H114ZM113 194V195H114ZM18 195V194H17ZM112 195V193H111V196H113ZM118 195V194H117ZM120 195H123V194H121L120 193ZM214 195H218V197H215L214 198V200H213V198L212 197H214ZM115 196V195H114ZM119 196V195H118ZM124 196V195H123ZM129 196V195H128ZM224 196V195H223ZM226 196H224V198H227ZM1 198V197H0ZM90 198V196H88V199ZM121 198H123L122 196L119 198V200H121ZM129 198V197H128ZM200 198V199H201ZM116 199V201H114V203H117V198H114V200ZM123 200V199H122ZM121 200V202H123V201H125V198H124V200L122 201ZM210 200H213V201H209ZM224 200V199H223ZM226 200V199H225ZM10 201H14V200H10ZM98 201V202H99ZM97 202V203H98ZM171 202H172V200H171ZM224 202V201H223ZM227 203L225 204V205H227ZM92 204V205H91ZM118 204H121V203H117V205ZM123 204V203H122ZM128 204H130V203H128ZM163 204V203H162ZM174 204V203H173ZM21 205V206H20ZM69 205H71V204H69ZM115 205V204H114ZM117 205L115 206L116 207V209L115 210H117L118 208H117ZM131 205V204H130ZM209 205V204H208ZM215 205V204H214ZM221 205V204H220ZM73 206V205H72ZM123 206V205H122ZM176 206V205H175ZM215 206H217V205H215ZM219 206V205H218ZM217 206V207H218ZM130 207V206H129ZM169 207V206H168ZM7 208V207H6ZM99 208H102L101 206L99 207ZM123 208V207H122ZM219 208V207H218ZM222 208H224V210L225 211H227L225 208H227V207H222ZM120 209V208H119ZM216 209V208H215ZM221 209V208H220ZM196 210V209H195ZM118 211V210H117ZM121 212H125V211H123V210H120ZM180 211V210H179ZM178 211V212H179ZM219 211V210H218ZM217 211V212H218ZM231 211V212H230ZM102 212V213H101ZM177 212V211H176ZM230 212V213H229ZM166 213V212H165ZM226 213V212H225ZM139 214V213H138ZM122 215H123V213H122ZM167 215V214H166ZM225 215L226 214H224V216L223 217H225ZM120 216V215H119ZM118 216V217H119ZM125 217H127L126 216V214L124 215ZM150 216V215H149ZM226 216H228V215H226ZM229 217L227 218V219H229ZM120 219H121V217H119ZM138 218V217H137ZM152 218V217H151ZM45 219H47L46 221H45ZM126 219V218H125ZM191 219V218H190ZM219 219H221V217L219 218ZM226 219V220H227ZM232 219V218H231ZM231 219H229V220H231ZM233 219V220H234ZM123 220V219H122ZM225 220V219H224ZM158 221V220H157ZM178 221V220H177ZM222 221H223V218H222ZM221 221V222H222ZM198 222H200V221H198ZM231 222V221H230ZM162 223V222H161ZM175 223V222H174ZM182 223V222H181ZM232 223V222H231ZM144 224H146V223H144ZM168 224V223H167ZM170 224V223H169ZM226 224V223H225ZM200 225V224H199ZM224 225V224H223ZM146 226V225H145ZM161 226V225H160ZM169 226V225H168ZM227 226V228L229 229L231 226H230V223H229V225L227 224L226 225ZM228 226H230V227H228ZM76 228V229H74V228ZM123 227H125V232L123 231ZM140 227V226H139ZM144 227V226H143ZM151 227V226H150ZM155 227V226H154ZM153 228V227H152ZM173 228H174V225H173ZM180 228V227H179ZM178 228V229H179ZM41 229H40V231H41ZM148 229V228H147ZM150 229L151 228H149V231H150ZM163 229V228H162ZM164 229H166V227H164ZM168 229V228H167ZM166 229V230H167ZM198 229V228H197ZM204 229H206V228H204ZM75 230V231H74ZM142 230H145V229H143L142 228ZM152 230V229H151ZM159 230V229H158ZM227 230V229H226ZM230 230V229H229ZM45 231V230H44ZM43 231V232H44ZM146 231H148V230H146ZM146 231H145V233H146ZM155 230H153V232H154ZM157 231V230H156ZM170 231V230H169ZM186 231V230H185ZM124 232V233H123ZM159 232H161L160 230H159ZM172 232V231H171ZM226 232V231H225ZM45 233V232H44ZM166 233H167V231H166ZM197 233H199V232H197ZM50 234V233H49ZM151 234V233H150ZM152 234H155V233H152ZM156 234H157V232H156ZM156 234H155V236H156ZM164 234H165V232H164ZM201 234V233H200ZM219 234V233H218ZM48 235V234H47ZM133 235H135V234H133ZM133 235H132V237H133ZM146 235H147V233H146ZM192 235V234H191ZM154 236V235H153ZM200 236H204V235H200ZM201 237V238H202ZM140 237H138V239H139ZM161 238V237H160ZM198 238V237H197ZM196 238V239H197ZM195 239V238H194ZM204 239H205V236H204ZM204 239H202L203 241H204ZM153 240V239H152ZM199 240H201V239H199ZM200 241V242H202L203 243V241ZM211 239H209V242H211L210 241ZM159 241V240H158ZM206 241V240H205ZM208 241V240H207ZM56 242V241H55ZM137 242H139V243H137ZM193 242V241H192ZM199 242V244L201 245V243ZM216 242H217V240H216ZM225 242V241H224ZM133 243H137L136 245H134L133 246ZM156 243V242H155ZM154 243V244H155ZM197 243V242H196ZM196 243H192L193 245L192 246H194ZM142 244H144V243H142ZM146 244V243H145ZM183 244V243H182ZM182 244L180 245V246H182ZM204 244V243H203ZM210 244V243H209ZM209 244H207L206 243V246L207 245H209ZM215 244V243H214ZM2 245V244H1ZM141 245V244H140ZM140 245H139V248H140ZM163 245H165L164 243H160L159 242V244L157 245L159 248H163ZM205 245V244H204ZM212 246V249H213V251L215 250L214 248L216 247L215 245V247L213 248V244H211ZM184 246V245H183ZM188 246V245H187ZM197 246V245H196ZM210 246V245H209ZM208 246V247H209ZM141 247H144L143 245L141 246ZM186 247V246H185ZM198 247V246H197ZM203 247V246H202ZM208 247H207V249H208ZM218 247V246H217ZM201 248V247H200ZM1 249V248H0ZM145 249V248H144ZM154 249V248H153ZM195 248H193V250H194ZM203 249V248H202ZM79 250V249H78ZM133 250V251H132ZM140 250V249H139ZM139 250H138V252H139ZM196 250H199V249H197L196 248ZM206 250V249H205ZM209 251H210V247H209V249H208ZM216 250H217V248H216ZM5 251H6V249H5ZM141 251V250H140ZM144 251V250H143ZM150 251H151V249H150ZM153 251V250H152ZM203 251V250H202ZM209 251L207 252H205V253H209ZM3 252V251H2ZM145 252V251H144ZM147 252V251H146ZM149 252V251H148ZM197 252V251H196ZM196 252H194L195 254V256H196ZM135 253H137V251H135ZM141 252H139V254H140ZM163 253V252H162ZM193 253V252H192ZM191 253V256H189V255H186V256H182L181 258H176V259H178L177 261H176V263L175 264H207V263H205V262H207V261H205L206 260V256H208L207 254L205 255L204 254V252H203V254L202 255H205V257L204 256H202V255H199V256H202V257H204V258H201V259H197V257H199L198 255H197V257L195 258V256H192L193 254ZM215 253V252H214ZM0 254H3V253H1V251H0ZM5 254V253H4ZM3 254V255H4ZM7 254V253H6ZM145 254L146 253H144V255H143V258H144V256H145ZM197 254H198V252H197ZM199 254H200V251H199ZM212 254H213V252H212ZM211 254V255H212ZM138 255V254H137ZM157 255V254H156ZM168 255V254H167ZM171 255V254H170ZM140 256V255H139ZM147 256H148V254H147ZM147 256H145V257H147ZM149 256H150V253H149ZM148 256V257H149ZM213 256H214V254H213ZM5 257V256H4ZM151 258H152V255L150 256ZM149 257V258H150ZM7 258V257H6ZM11 258V257H10ZM156 258V257H155ZM166 258H167V256H166ZM140 259V258H139ZM142 259V258H141ZM140 259V260H141ZM145 259V258H144ZM148 259V258H147ZM146 259V260H147ZM163 259V258H162ZM169 260H170V258H168ZM175 258L173 257V260H174ZM175 259V260H176ZM213 259V258H212ZM139 260V261H140ZM157 260H160V259H158L157 258ZM165 260V259H164ZM172 260V259H171ZM174 260V261H175ZM3 261H5L4 260V258H1L0 257V264H2V263H4ZM14 261V260H13ZM134 261V260H133ZM204 261V262H203ZM144 262V261H143ZM138 263V264H147V263ZM171 262V261H170ZM135 263V262H134ZM26 264V263H25ZM209 264V263H208ZM212 264V263H211Z\"/></svg>", "mask_w": 264, "mask_h": 264}, {"label": "water", "instance_id": "obj_3", "mask_svg": "<svg viewBox=\"0 0 264 264\" xmlns=\"http://www.w3.org/2000/svg\"><path fill=\"white\" fill-rule=\"evenodd\" d=\"M218 3H224L230 7L248 10V11H263L264 0H212ZM264 264V263H263Z\"/></svg>", "mask_w": 264, "mask_h": 264}]
</instances>
